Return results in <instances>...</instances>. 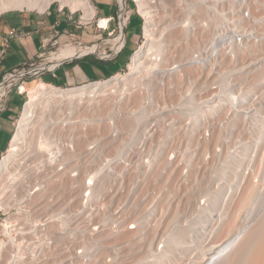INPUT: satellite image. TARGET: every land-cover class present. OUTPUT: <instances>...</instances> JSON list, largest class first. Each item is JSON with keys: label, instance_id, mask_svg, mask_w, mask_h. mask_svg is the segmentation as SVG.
<instances>
[{"label": "rangeland", "instance_id": "obj_1", "mask_svg": "<svg viewBox=\"0 0 264 264\" xmlns=\"http://www.w3.org/2000/svg\"><path fill=\"white\" fill-rule=\"evenodd\" d=\"M208 1H209L208 3L214 5V6L212 5H209V6H211L214 9V11L215 10L217 11V12L215 11L217 15L218 13L222 14V17H221V14L220 16L219 15L217 16L215 13L217 24L216 26L214 25L215 28L213 27L214 28L213 35L211 36V40L215 42L217 45V48H215L214 50V54H213L214 57L211 56L209 58L208 65H202L201 63H197V64L195 63L194 65H192L193 68L195 69V72L198 70L197 71L198 73L197 72L195 73L194 69L190 71L194 72L193 74H197V75L190 74L191 72L188 70L190 73H188L189 75L187 74L188 76L185 74L186 80H184L182 83L183 88L180 87L181 85L179 86L181 88L180 89L181 94L179 93L181 96L178 95L180 98L179 97L176 98V99L179 98V101L177 100L178 101L177 102L176 100L175 101L170 100L172 102L169 104H172V105H168V101H166L165 103L161 102L163 99L162 95L164 93L161 90L162 88H159L160 85L156 84L157 80L154 81L155 79H159V78L161 79L164 75H166V73L165 74L163 73L164 75L162 74L163 76L161 77V74L159 75V73H156L155 68L152 69L153 75L151 74L152 70L148 72L150 74L146 72V69L148 68L147 66L153 61L154 54H153V50L149 47V44H150L149 40L145 37L144 27H145L146 19L144 17V14L139 10L140 6L137 4L136 0H132V15H136L139 18L137 17L134 18L132 22V27L130 28V30L127 31V33L130 34L131 39L137 38L138 45H137V48L134 50V52L140 49V53H141L140 56H142V60H141L142 64L140 65L141 67L140 66L133 67L130 64L131 62L129 59L128 65L117 74L120 77H126V79L128 80L133 79L132 81H136V82L140 81L141 83H144L145 81L144 79L149 78L148 79L149 81L147 80L145 81L146 83L145 86L144 84H142V86L145 87V88L142 87V89L144 88V90L140 88L141 83H136V86L139 85L140 87L133 86L134 83L132 84L131 87H135L136 89L135 93L137 89L140 88L142 91L141 90H138V91L142 95L148 94V96L152 97V100L156 99L157 101L158 98L160 97L162 98V99L160 98L161 101L160 99L157 101L158 103L156 101L155 102L153 101L154 102L153 103L151 100H149L151 101L150 104H153V105L156 104V106L154 105L156 108L149 104V101L146 97L147 95H145V97L148 103H146L147 101L145 102V99L142 100V103L145 106L147 104L146 108H148V105H149V108H151V110L152 109L154 110V108L156 110L158 108L160 112L159 111L158 112L156 111V112L161 113L159 116H161L162 114L165 115V116H162L164 117L162 119L164 122L163 124L164 126L161 125V123H159L162 121V120L160 121L162 117L159 119V116H157L158 118L157 122L159 123L158 125L156 124L157 123L156 120H153L154 122L151 120V122L154 124V127L157 126L156 129H158L161 126V130L163 131L162 128H164L165 126L168 127V125L170 126V124L168 123L171 122L172 124V121L173 123H175L174 125L173 124L171 125L172 128L169 127L170 129H167L165 127L168 130L167 132L165 129V131L167 132V135L164 133V131L162 132L163 135L165 134L167 136L163 138L165 139L164 140L165 142L162 140L164 142L163 143L162 141L159 140V139H162L160 138V135L161 137L163 135L162 133L160 134L157 131H161V130H156L154 127H151L152 129L150 128V126L152 125V123H150L149 125L150 120L148 121V119L150 118V115L152 119L154 118L156 119V117H153V115L150 113L151 112L150 109H149L150 112L149 110L147 111L146 109L147 117L145 119H147L146 122L147 121L148 122L146 123L144 122L145 120L143 121V124H146L148 126L144 127L142 124V121H139L137 119L138 123L140 122L141 124H136L135 122V128H136V125L138 126L136 129H134V126H133V129L135 130L133 131L136 132L139 128V125H141V128H139L140 130H138L134 134L131 128L125 131V132L132 131L130 132L132 136L128 132L131 137L129 135L125 136V134H128V133L124 134L123 130L125 129L122 130V128H120L121 123L119 122H121V119H120L121 116L119 115L120 113L115 110L117 114L114 113L113 115H116L115 117H117L118 115L120 116V117H117L120 119V121L119 119H116V121L118 120V124H120V127L116 123L114 119L115 117L113 115H111L110 117L112 118L113 116L112 119H114L115 121V122L113 121L114 123L111 122L112 120L110 117H107V118L110 120L111 123L109 122V120H107V118H104L103 119L104 122L102 123L100 121L99 124L102 123L100 125H103V126L105 125L104 134L106 133L107 135H103L102 134L103 132H101V129H99L100 131H98V133L99 132L101 133L96 134L98 136L97 137L95 134L94 136L92 135V133L91 134L89 133L90 130H92L93 125L92 126L90 125L88 127V125L91 123L87 122L88 125L86 126L87 124L86 123L83 125L84 127L81 128V129L83 128L90 129V130L87 129L86 131L83 129L84 131L83 130L81 131L85 134L84 136H88V138L84 137V140H83V145H85L86 143L85 145L86 147L85 146L81 147V149L84 147L85 150L84 149L82 150H84L85 152L80 151L79 155L74 154L75 156L69 159V161H67L68 164L67 162L60 164V165H63L64 167L66 163L67 168L69 169L70 172H72L74 171V168L78 165H82L85 168L88 166L86 170L88 169L93 170L98 164V162L96 161L97 157L109 156L113 159L114 162H116L117 159L127 160L128 164L130 165V169H129L130 171H128L127 174H124L122 180H118L112 174H108L104 176L102 186H100L101 188L98 190V192H96V194L90 200L89 207L93 211L91 213L90 212L88 213V219L89 220L93 219L101 212L106 211V213H108L105 215V218H104V220H106L107 219L106 217H108V215H110L112 211L114 210V208L117 206H120L122 211L125 212V214L123 213L122 216L126 218L130 217V219L132 218L136 220L137 216L143 215L142 217L143 219L145 218L144 219L145 221H143L144 223L142 221L140 222L142 226L141 227L142 231L144 233L143 234L144 242L141 240L139 241V239H137L138 241L136 240L137 243L142 244V246L135 252L136 255L150 248V246L147 248L146 245L148 243H146V240L147 242H150L151 239L153 241L151 240L152 243L150 242L151 243L150 252L152 251L151 253L152 254L154 253V255L157 254L156 246L158 245L160 246L161 244L164 245L166 238L171 233L169 231L173 230L175 226L177 227L178 225L187 226L193 223L195 219L197 218V216H198V222H196L195 223L196 225L192 226L193 228L191 227V230H190L191 232L193 229L192 231L193 233L189 232L188 236L186 235L187 237H184V240L183 239L182 241L178 240L179 242L177 241L176 247H175L177 250L175 248L174 249L176 253L178 251V254H179V252H182V248L187 247L188 245H190L191 242L197 241V239H200V238L204 239L203 237L208 233V230H210V227H211L209 226L210 221L212 219H213L212 221L216 220L219 213L221 212V210L223 209L224 205L227 202H231V200H235V195L233 192L235 190L234 187L236 188L240 186L241 178L246 175H249L251 165L253 164L252 160H254V156L257 154L255 152L257 148L256 146L260 143H263L262 140L264 141L263 139L264 138V80L263 82H254L251 80V77H252L251 73L253 71L255 72L256 70H259L260 68L262 69L264 67V39H256V40L254 39L252 41L248 40L239 45H234L230 40V34L232 31H235V30H241L245 32L248 30H253L256 32H261L264 30V8L260 7V9H258V8H255V5H254V2L261 4L262 2L264 3V0H246L244 5H242L239 2V0H208ZM169 2L170 1L166 2V0H153V3L151 4L153 5L152 8L155 9L153 10V13L155 12V14L153 15L154 16V20H153L154 22L153 31L154 32L153 33L155 35L154 40L155 41L161 40V45L164 47L172 46L173 43L169 44L168 42L171 40L169 36L173 35L176 30V27L173 26V24L178 23L180 20H182L181 19L182 17L181 16L179 17V15H182L184 13L177 12V11L179 9L180 10L182 9V11L185 12L186 10H183V9H186L187 4L190 3L189 0H180V2L178 1L177 3H173V4L172 2L171 4ZM61 4L62 3L60 0H55V1L53 0V2L44 11H49V10L53 11V10H57V8H62V12L64 13H68V14L70 12L73 13L74 18L77 21L76 26H86L85 24L88 19L84 17L83 11L81 9L76 8L72 10V7H71L72 4H68V3H64L62 5ZM176 7H178L179 9L178 8L175 9ZM244 8H246L248 11V15H249L248 18L247 17L244 18L242 16V12ZM8 11H17V12L19 11V12L28 13V14L40 13L35 8L34 9L15 8V9L7 10L5 12H8ZM175 12H177V14ZM177 15L180 20L177 18ZM217 18H219V21L217 20ZM79 22L82 23V25H80ZM140 22H141V34H140ZM90 23H92V21H90L89 25L87 26L89 27V30L91 29V32L87 31L86 35L84 36L82 40L83 46H89L93 44L94 42H96L94 38V34H93L94 25H91ZM113 26H114V22L111 23L110 28ZM81 30H83V27L81 28ZM98 34L99 36L103 35V37H105V35H107V32L100 31L98 32ZM66 41L68 40L66 39L63 40V42H66ZM187 41H188V44L190 43L189 45H190V49L192 50V52L201 53V57L203 59L206 58L207 56V54L205 57L202 55L204 50H207L208 54H210L211 50L208 48V46L206 48L200 47V50H201L200 51L198 48L192 47L191 39L188 38ZM71 46H77V45L72 43ZM63 48H65V46L61 47L56 53L58 54V52H60L61 49ZM52 51H55V49L47 48V50L45 51L46 53L45 57H49L50 54L48 53ZM57 59L55 61H59V60L61 61L62 58H57ZM35 61L37 63L39 62L38 59H35ZM225 61L229 63H225ZM230 62H231V65L232 63L235 64V65L233 64L234 68L228 65L230 64ZM240 63H243V65ZM175 64L176 62L174 64H171L170 67H172V65L176 66L178 63L176 65ZM247 65H249L250 67L248 66L249 67L248 68ZM192 66L188 67L187 69L192 68ZM207 73H208V76L206 75ZM249 74L251 75V77ZM190 75H192L191 77H193L194 81L191 80L192 78L190 77ZM41 76L35 79H32V80H28L25 86L27 87L31 86L30 88H33V86L37 85L38 83H44L47 86L50 85L47 82H45L41 78ZM131 76H134V77H131ZM152 77H155V79L154 80L151 79ZM187 77H189V79ZM196 77H199V79ZM166 78L167 77H165L164 79L163 77V79H161V82L162 81L164 82ZM203 78L204 79L206 78L205 80L207 84H204L203 82H201L203 81ZM207 78L210 79L209 82ZM108 79H110V77L104 80H108ZM160 79L158 80L159 82H160ZM197 79L198 81H196ZM104 80H98V81H104ZM93 82L95 81L85 83L83 85H88ZM153 82L154 83L156 82L155 84L159 90L157 89H155L157 91L154 90L155 84H153ZM199 82H201V84ZM202 83L206 86L205 88L207 89H205L204 87H200L201 85L203 86ZM184 84L186 85L185 91H183ZM83 85H75V86H67V87H57L54 85L52 86L56 88L70 90V89L77 88V86H83ZM111 85H113V83H109L108 85H106V88H104V90H107L108 87ZM152 86H154V88ZM146 87L147 88L149 87L150 90L152 89L151 90L152 93H150V95L148 93L150 92L149 89L145 91ZM112 89H114L113 86L111 87V90ZM132 91H134L133 88H132ZM155 92L157 93L156 96L155 94H153ZM182 92L184 93L182 94ZM159 93H161L162 95L160 96ZM22 94L24 95V103H25L28 99V96L26 92ZM158 94L160 97L158 96L157 98ZM164 99L168 100L165 97ZM159 101L161 103H159ZM176 102L177 104H175ZM24 103H23V106H24ZM164 104L167 106H165ZM174 104L175 106H173ZM158 106L162 107V109L165 106V108L164 110H162ZM169 106L170 108H168ZM133 109L134 108L130 110L135 112L134 113V116H135L137 109L135 108L136 111ZM160 109L162 111H167L166 109H168L169 111L170 109V112L175 111L176 114H178L177 112H179L180 115L178 114V116L181 120L179 118L176 119V117H178L177 115L176 117L175 115L173 116L174 112H171L172 115H170L169 117L167 114L168 113L170 114V112H166L167 114H164V112L162 113ZM153 110L152 112L155 111ZM37 111L38 113L36 114L39 119L37 120L36 118L33 119L32 123L34 127L33 126L29 127L30 130L28 129L29 131L27 133V138H26V141H29L28 145H30V147L23 144V145L18 146V150L16 148L13 151H11V140H12L13 135L16 132V129H17L16 127H18L17 125L19 124V120L21 119V115L23 112V107H22L19 113V116L15 120L10 142L8 146L6 147V149L4 150V152L2 153V155L0 156V160H1L2 157L9 155V160L7 162L6 168L0 170V196H4L8 201H9L8 194H10L9 191L13 189L20 191V189L23 188V187L20 188L22 184L23 186L32 187L36 179L49 178L50 176H47V173H49L50 171L58 170L57 167L59 165H56V167H54V170L48 169V165L45 166L44 163H42V166L37 165L40 159L38 158L39 154L38 155L36 154L37 152L36 146L39 144L44 145L46 141V136H49V137L52 136L51 139L53 140L55 138L57 139V137L55 136V132H52L54 130H51L50 127H48L47 129L45 127H44L45 129L43 128V132H44L43 135L38 134L40 130L39 127L43 123L53 120V115H51L52 108H50L49 110L50 113L49 111H46L44 113V116L42 119L40 118L42 117L41 113L43 110H36V112ZM120 112H121V115L122 114L124 116L127 114L129 115V111L127 112L124 109L121 110ZM235 113L238 119V123L240 122V124L238 125H240L241 127L239 128H242V127L244 128V129H240V132H238L240 134H237V133L235 134V130L231 132V130H229L230 128L228 129V126H229L228 123L235 116L234 115ZM129 116L131 118L133 116V112H131ZM137 116L138 115H136V118H138ZM230 116L232 117L231 119L229 118ZM87 118L89 119V117ZM136 118H134V121H137ZM170 118L172 121H170ZM166 119L168 120L167 122H166ZM173 119H176V120H173ZM105 120H106V123H105ZM66 121L67 120L65 119L63 123H66ZM174 121H177V122H174ZM178 121L180 122L181 125L179 124ZM107 123L108 124L110 123V125L108 126H111L112 130L110 128H107L108 127L106 125ZM113 124L115 127V131H113L114 129L112 127ZM146 127H149L153 131L154 134L158 133L157 136L159 137V139H157L156 134H155V137L148 136L150 135V132L152 134V131H150V129L149 128L147 129ZM100 128L103 129V127L101 126ZM119 128L123 131L124 135L122 134V131H120ZM178 128H181V129H178ZM217 128L219 129V131L222 130L223 132L222 133L220 131L222 134V137H224L223 139V141L225 142V145L223 144L224 146H222V143H224L222 140H221L222 143L217 142V144L215 145L213 144L214 141L211 140L213 139V136H212V134L214 133L213 130ZM172 129H174L173 132H172ZM106 131L108 133L109 132L111 133H109L108 135ZM120 133L122 134L123 137L121 136L122 138L121 137L117 138L119 135H121ZM89 135L93 136V138ZM134 135H135V138L131 139L132 137H134ZM104 136H108L107 137L108 139L106 137H105L106 139H104L103 138ZM94 137H97V138L94 139ZM149 138H152L153 141ZM113 139L117 141L118 143L116 142L114 144ZM125 139H127L128 141H125ZM154 139H157L158 141ZM198 139H199V142L200 141L204 142L203 140H205L206 143L209 142L207 143L209 147L204 142L205 146L207 147H205V150L201 148L203 151L201 150L202 152L200 151V154H198L200 148L199 149L197 148L198 147L197 143H199ZM100 140H102L103 142H100ZM118 140L119 141L124 140L123 144L124 142L126 143L123 145L121 144L122 142L121 141L119 142ZM66 143L64 142V144ZM122 145H123V148H121ZM91 146L92 147L94 146L93 149H89L91 148ZM121 149H123V151L122 152L120 151L119 155H117L118 150H121ZM197 149H198V152H197ZM45 151L47 153L51 152V147L49 146L48 148L45 149ZM216 155L217 156L219 155V156L217 157ZM196 157H199L200 160L202 159L201 160L202 162L205 161V165L202 162L200 163V160ZM214 157H216L215 158L216 160L214 159ZM161 158H162V161H164L165 166L163 165V162L162 163L159 162V159ZM188 158L193 159L195 163L194 161H191V159L188 160ZM195 158L198 159V162L201 165H203V167L201 165L200 167L202 168V172L205 173V175L208 174L206 173L208 170L209 172L211 171V173L207 175L211 178V180L207 176L204 177V174L201 172V168L199 171V166L197 167V170L199 174H203V176L201 178V175L199 176L198 174L196 175V173L198 172H196L197 170L195 169L196 163H197ZM188 162H190V165L192 164L193 166L191 165L192 166L191 167ZM158 163L162 165L158 166ZM170 164H172L173 167ZM166 165L169 168L166 167ZM160 166L163 168H161ZM206 167L209 169L207 170ZM164 168L166 170H164ZM192 168L195 170V173H193L194 170ZM203 168H205V170ZM62 169L63 168H60L58 171H61ZM191 170H192V173L195 174L197 177H195L191 173ZM63 173L64 172H61V174ZM81 174H84V170L81 171ZM191 174L196 179L193 178ZM199 177L201 178L200 181L198 179ZM206 177L209 182L207 180L204 181ZM202 179H203L202 183L204 184V186H201V183H197L198 181L201 182ZM63 182L65 183L64 188H66V191L68 192L66 191H65L66 193L63 192L64 195L61 194L58 198L55 199V202L57 201L59 203L64 202V205L70 206L71 208H75L76 204L78 203V193H74L69 189L70 184H73L75 180L67 176L62 181V184ZM204 182H206L207 185ZM199 184L200 186H198ZM49 193L50 191H47L46 193L41 194L42 196H40V193H39V198L40 197L41 199L47 198ZM263 193H264V188L260 191V195L262 194L264 196ZM19 194L22 195L23 192H19ZM260 195L258 197H261ZM187 197H189L190 199V201L188 200L189 203H187V200H186L188 199ZM258 197L256 200H258ZM66 202H69V203H66ZM1 205L4 206L7 204H5V202L3 201L1 202ZM251 209H252V205L249 207V209H247L244 212L248 220H251L252 215H253V211ZM172 212L174 213L173 215H175L176 217L174 218L176 219V221L173 219V221H175L174 222L175 224L172 221H170L171 220L170 218L169 219L167 218V219L173 224L170 223L168 220L166 221L165 219L170 214H172ZM169 217H172V215ZM254 224H255V221L250 222V225L253 226ZM170 225L171 226L173 225V226L171 227ZM203 227H205L206 230ZM108 238H110V236H108ZM186 249L187 248H184L183 250H186ZM174 252L172 256L175 254ZM154 257H156V255ZM174 257H176V254ZM152 259L151 261H154V262L156 261L154 260L155 258H152ZM174 260L175 258L174 259L172 258L170 259V262L168 261V263L173 264L175 262Z\"/></svg>", "mask_w": 264, "mask_h": 264}, {"label": "bare ground", "instance_id": "obj_2", "mask_svg": "<svg viewBox=\"0 0 264 264\" xmlns=\"http://www.w3.org/2000/svg\"><path fill=\"white\" fill-rule=\"evenodd\" d=\"M60 1L62 4H64V3L72 4V6H71L72 10H74L76 8L81 9L83 11L84 17L86 19H88L86 23L93 21L94 18L92 16L95 15L94 14L95 11H94L93 5L91 3V0H60ZM168 1H170L169 2L170 4H171V2H172V4L177 3L178 1L180 2V0H166V2H168ZM189 1H190V3L187 4L186 9H183V10H186L185 12L182 11V9L180 10L178 8L179 6L175 8V9L178 8L180 10V11L178 10L177 12H183L184 14L181 13L183 16L179 15V17L180 16L182 17L181 18L182 20H180L178 18V15H177V18L181 22L179 21L180 23L178 22V23L173 24V26L176 27V30H175V33L173 35L169 36V38L171 40L168 42L169 44L173 43L172 46L171 47H169V46L164 47L161 45V40H156V41L154 40L155 35L153 33L154 32L153 31V29H154L153 28V26H154V24H153L154 23L153 22L154 16L153 15L155 14V12L153 13V10H155V9H153L152 8L153 5H151L153 3V0H136L137 4L140 6L139 10L144 14V17L146 19V23H145V27H144V33H145V37L150 42L149 47L153 50V54H154L153 61L147 66L148 68L146 69V72L148 73L153 68H155L156 73H159V75L161 74V77L166 73V75H164L163 77H164V79H165V77H167V78L164 82L162 81L163 83L161 82V79H163V77L161 79L159 78L160 82L158 81L159 79H155V77H152L151 79H153V80L155 79L154 81L157 80V83L156 82L155 83L160 85L159 88H162L161 90L164 93L163 94L164 96L161 93H159L160 96L162 95L163 99L159 96V94L157 95V98L159 96L162 99V101L160 98H158V100L160 99V101L163 103L168 101V105H172V104H169L172 102L170 100H174V101L178 100L179 101L180 97L178 95L181 94L180 93V89H181L180 87H182L183 81L186 80L185 74L187 75L188 73H190L191 72L190 70L194 69L192 65H194L195 63L196 64L198 63V62H196V60H198V58L193 57L194 53L190 49V45H189L190 43L188 44L187 39L189 38L192 40L191 43H192V47H194V48H198L200 50V47L206 48L208 46V48L211 50L210 54H207L206 58L203 59L201 57V59H199V62H201L202 65H208L209 64V58L212 56V53L214 54L215 48H217L216 43L211 40V36L213 35V29L215 28V26L217 24L216 23L217 22L216 21V15H217L216 12L217 11L215 10L216 11L215 12L214 9L209 5H212V6H214V5L208 3L209 2L208 0H189ZM52 2H53V0H0V14L7 11V10H11V9H15V8H17V9H34L35 8L38 10V12L42 13L44 10H46V8ZM169 3H167V4H169ZM254 5H255V8H258V9H260V7L264 8L263 2L261 4L254 2ZM258 9H256V10H258ZM177 12H175V13L177 14ZM215 13H216V15H215ZM220 14L218 13L219 16H220ZM221 17H222V14H221ZM97 20L99 22V27H96L97 29L102 30L103 32H107V35H113V27L110 28V22H114L113 17L98 18ZM217 20L219 21V18H217ZM79 24H81V23L79 22ZM177 27H178V29H177ZM96 42H100V39L97 40ZM164 48H166V49H164ZM98 51H99L98 44H94L93 46H89V47H85V48H83V47L79 48V47H75V46H71V45H65V48L61 49V51L58 52V54L57 53H49L50 56L47 57L40 66L38 65L39 67L37 69L48 70L50 68H55L57 66V64L60 62L62 63L63 61L69 60L71 58L80 57V56H82L86 53H89V52H94L95 54H101V52L98 53ZM140 55H141L140 49L136 50L131 55V57H130L131 63L130 64L133 67L140 66L142 64L141 63L142 56H140ZM57 58H62V59H61V61L60 60L55 61ZM183 58L185 61L183 60ZM182 61H184V62H182ZM172 62H174V63L176 62V64L177 63L178 64L177 65L175 64L176 66L172 65V67H170L171 64H174ZM222 62H224V61H222ZM225 63H229V62L225 61ZM233 64L234 63H232V65H231V62H230V64H228V65L233 67ZM240 64L243 65V63H240ZM244 65H245V63H244ZM250 65H251V63H250ZM191 66H192V68L187 69L188 67H191ZM248 66L249 65H247V67ZM194 67H196V66H194ZM241 67H243V66H241ZM253 68H254V66H253ZM194 72H195V69H194ZM194 72H191L190 74H193ZM252 73H251L252 77L249 74L252 81L263 82V80H264V67L262 69L260 68L259 70H256L255 72L253 71ZM148 74H150V73H148ZM151 74L153 75V70H152ZM193 75H197V74H193ZM206 75L208 76V73ZM191 76L192 75H190V77ZM131 77H134V76H131ZM187 78L189 79V77H187ZM191 78H192L191 80H193V77H191ZM196 78L199 79V77H196ZM148 79H144V80L149 81ZM198 79L196 81H198ZM205 79L203 78V81H201V82H203L204 84H207ZM132 80L133 79L128 80V79H126V77H120L117 74L115 76H112L108 80L95 81V82L90 83L88 85L77 86V88L70 89V90L56 88L52 85L47 86L44 83H38L37 85L33 86V88H30L28 90H25L24 87L21 86L20 89L27 93L28 99L24 103L21 119L19 120V124L17 125L18 127H16L17 128L16 132L13 135L12 140H11V151H13L16 148L18 150V146L23 145V144L30 147V145H28L29 141H26V138H27V133L30 130L29 127L33 126V123H32L33 119L34 118H36V120L39 119L37 117V114H36V113H38V111L36 112V110H43L41 113L42 117L40 119L43 118L44 113L46 111H49L50 108H52V112H53V114L51 112V115H53V120H50L49 122L43 123L39 127L40 130L38 132L39 135H43V133H44L43 128L45 127L47 129L48 127H50L51 130H54L52 132H55V136L57 137V139L55 137H53V138H55L53 140V139H51L52 136L51 137L46 136L45 144L44 145L39 144L36 146V149H37L36 154L37 155L39 154L38 158L40 159V161L38 163H44L45 166H47V165L53 166L55 164V167H56V165H60V164L64 163L65 160L73 158L75 156L74 154L79 155L80 151L85 152L84 147L82 148L84 150H82L81 147L86 145L85 141H84L85 145H83V140H84V137L88 138V136H84L85 134L83 132H81L84 128L83 129H81V128L84 127L83 125L86 124L87 122L88 123L90 122L91 124L88 125V123H87L86 126L88 125V127H89L90 125L91 126L93 125L92 130L87 128L88 130H90V132H89L90 134L92 133V135H94V134L96 135V134H100L101 132H103L102 133L103 135H107L106 133L104 134V131H105L104 126L105 125L103 126L100 124H102L104 122V120H103L104 118L110 117L114 113L117 114V112H115V110L118 111L120 113V114L119 113L118 114L122 117L121 118L119 115L117 116V117H120V119H121V122H119V123H121V127H120V124H118V120L116 121V119H119V118L115 117L116 115H113L115 117L114 119H115L116 123L119 125V127L122 128V130L125 129V130H123L124 134L128 133L129 131H127V132H125V131L129 130L130 128L133 131L138 126V125H136V128H135V122H136V124H141L140 122L138 123V120L142 121V124H143L144 120H145L144 122H146L147 119H145V118L147 117V111L149 109L151 110V108H149V105H148V108H146L147 104L145 106L142 103V100L145 99V102H146L148 99V101L151 100L152 102L153 101L155 102L156 99L152 100V97L148 96V94H143L144 95L143 96L138 91V90H141L142 87H144L146 85L144 80H143L144 83H141L140 81L136 82V81H132ZM204 80H205V82H204ZM207 80L209 82L210 79L207 78ZM188 81H190V80H188ZM201 82H199V83L201 84ZM109 83H113V85L109 86L107 90H104V88H106V85H108ZM136 83H141V87L139 85H137L141 88V89L140 88L137 89V91L140 94L137 91L135 93V90H136L135 87H131L132 84H133V86H136ZM155 83L153 82V84H155ZM160 83H162V84H160ZM186 83H187V81H186ZM142 84H144V86H142ZM156 84H155V88H154V86H152V87L154 88V90L155 89L159 90L157 88ZM198 84H196V85H198ZM204 84H203V86L201 85L200 87L205 88L206 86ZM112 86L114 87V89L111 90ZM185 86L186 85L184 84L183 91H185ZM130 87H131V89H130ZM132 88L134 89V91H132ZM144 88L142 90H144ZM147 89L150 90L149 87L148 88L146 87L145 91H147ZM205 89H207V88H205ZM151 90H150V92H148L149 95H150V93H152ZM157 90H155V91H157ZM143 93H144V91H143ZM145 93H147V92H145ZM183 93L184 92H182V94ZM153 94H155V96H156L157 93L155 92ZM145 95H147L146 96L147 99H146ZM155 96H154V98H155ZM142 97H144V98H142ZM148 97H150V98H148ZM164 97L168 100H165ZM177 97H179V98L176 99ZM148 101L146 103H148ZM151 101H149V104L151 103ZM160 101H159V103H161ZM177 102L175 104H177ZM175 104L173 106H175ZM150 105L156 106V104H154V105L150 104ZM159 105H161V104H159ZM165 106H167V105H165ZM165 106H164V108H165ZM158 107H160V106H158ZM162 107H163V105H162ZM162 107H160V108L162 109ZM132 108H134L133 110H135V111L137 109L136 115H138L137 116L138 118H136V115L134 116L135 112L130 110ZM155 108H154V110H155ZM164 108L162 110H164ZM168 108H170V106ZM176 108H178V107H176ZM123 109L127 112L129 111V115L131 112H133L134 117L132 116L133 118L132 117L130 118V116L128 114L127 115L129 117L127 115H125V116L123 114L121 115L120 111ZM146 109H147V111H146ZM157 109L155 111L152 109L154 112H152V110L150 112V110H149V112L153 115V117H156V119L155 118L152 119L151 115H150V118L148 117L149 118L148 121L150 120L149 125H150V123H152L151 120L152 121L156 120V122H157V119H158L157 116H159L161 114V113H157L159 111V109L158 110ZM162 110H161V112L162 113L164 112V114H167L166 112H170V109H169V111H168V109H166L167 111H162ZM171 112H174L173 116L175 115V117H176V115L178 116V114L180 115L179 112H177L178 114H176L175 111H171ZM171 112H170V114L169 113L167 114L169 117H170V115H172ZM49 113H50V111H49ZM234 115H235L234 116L235 118L234 117L232 118L231 116L229 117L230 119L232 118L231 121L228 119L230 121L229 123L227 122L229 124L228 129L230 128L229 130H231V132L235 130V134L236 133L240 134L238 132H240V129H244V128L243 127L239 128V127H241L240 125H238V124H240V122L238 123L236 113ZM113 116H112V118H113ZM162 116H165V115L162 114L161 116H159V119ZM173 116H171V117H173ZM87 117H89V119ZM112 118H111V120H112L111 122L114 123L115 121ZM134 118H136V120L137 119L138 120L134 121ZM163 118L164 117H162L160 119V121ZM177 118H179V116L176 117V119ZM65 119L67 121H66V123H63L65 121ZM120 119H119V121H120ZM167 119H166V122L168 121ZM176 119H173V120H176ZM107 120H109V119L107 118ZM100 121L102 123L99 124ZM170 121H172L171 118H170ZM109 122H110V120H109ZM174 122H177V121H174ZM105 123H106V120H105ZM110 123L109 124L107 123L106 125L108 126V125H110ZM159 123H161V125L164 124L163 120ZM159 123L157 122L156 124L158 125ZM168 124H170V126L168 125V127L167 126H165V127L167 129H170V128H172L171 125L172 124L174 125L175 123H173V121H172V124H171V122ZM179 124H180V122H179ZM176 125H178V124H176ZM184 125H182V126H184ZM100 126L103 127L104 130L102 128H100ZM133 126H134V129H133ZM143 126L145 127L148 125L143 124ZM143 126H142V128H143ZM112 127L114 128L113 131H115L114 124ZM151 127H154L153 123L150 126V128ZM165 127L162 129H163L164 133L167 135L168 130ZM107 128H110L112 130L111 126H108ZM139 128H141V125H139ZM139 128H138V130H140ZM146 128L148 129L149 127H146ZM154 128L156 129L157 126ZM87 129H84V130L86 131ZM99 129H101V132L98 133V131H100ZM110 129H108V130H110ZM151 129H150V131H152ZM165 129L167 132L165 131ZM174 129H175V127H174ZM174 129H172V132ZM178 129H181V128H178ZM122 130L120 129V131H122ZM141 130H143V129H141ZM156 130H161V126ZM182 130H183V128H182ZM91 131H93V132H91ZM123 131H122V134H123ZM132 131H130V132H132ZM134 131H133V134L137 132V131L136 132H134ZM163 131L161 130V131H157V132L161 134ZM220 131L222 132V130H220ZM220 131L218 128L213 130V132H214L212 134L213 139H211V140L214 141L213 142L214 145L217 144V142L222 143V141L224 139V137H222V134ZM154 132H156V131H154ZM243 132H241V133H243ZM109 133H111V132H109ZM109 133H108V135H109ZM129 133L125 134V136L129 135ZM122 134L119 135L117 138L121 137ZM153 134L154 133L152 131V134L150 132V135H148V136H154L155 137L156 133L154 135ZM157 134H156V137H157V139H159ZM130 135H131V133H130ZM162 135H163V133H162ZM166 135L164 137L163 136L161 137V135H160V138H162V139H159V140L164 141L165 139H163V138L167 137ZM89 136H91V135H89ZM129 136H127V137H129ZM91 137L93 138V136H91ZM97 137H94V139H96ZM105 137L107 138L108 136H104L103 138L106 139ZM134 138H135V135L131 139H134ZM149 139H151L153 141L152 138H149ZM157 139H154V140H157ZM201 140H203V139H201ZM120 141L122 142L121 144H123L124 140L123 141L120 140ZM125 141H128V140L125 139ZM166 141H167V139H166ZM203 141L205 142V140H203ZM64 142L65 143L67 142V143L64 144ZM100 142H103V141L100 140ZM113 142L115 144L117 141H115L113 139ZM198 142H199V139H198ZM204 142L200 141L199 143H197V145H198L197 148L198 149L200 148L199 152L197 149L198 154H200V151L202 150L201 148H203V150H205V147H207V146H205L206 142L205 143ZM262 142L263 143H260L261 145L258 144L256 146L257 148H256L255 152L257 154L256 155L254 154L256 157L254 156V160H252L253 164L251 165L249 175H246V176L241 178L240 186H238L236 188L233 186L235 189L233 191L234 195H235V200H231V202H227L224 205L221 212L219 213L216 220L212 221L213 220L212 219L210 221L209 226H211V227H210V230H208V233L206 232L207 234L203 237L204 239L200 238V239H197V241L191 242L190 245H188L187 247H183L182 252H179V254H178V251H177V253L175 251L177 241L178 240L182 241V239L184 240V237L188 236V234L191 230V227L195 226L196 225L195 223L198 222V216L193 223H191L187 226L186 225L185 226H181V225L179 226L178 225V227L175 226V228L173 227L174 228L173 230L169 231L171 233L166 238V242H164L165 244L163 245V249L158 254H155L156 257H154L155 256L154 253L150 254V256L152 258H155L154 260H156L155 262L151 261L152 262L151 264H154V263L155 264H170V263H168V261L170 262V259H172V258L173 259L175 258V260H174L175 262L174 263L171 262L173 264H264V196L262 194L260 195V191L264 188V141L262 140ZM107 143H109V142H107ZM125 143L126 142H124V144ZM207 143H209V142H207ZM207 143H206V145H208ZM221 143H220V145H221ZM150 144H152V143H150ZM157 144H158V142H157ZM213 144H212V146H213ZM223 144L225 145V142L222 143V146H224ZM123 145L121 146V148H123ZM220 145H219V147H220ZM49 146L51 147V152L47 153L45 151V149L48 148ZM208 147H209V145H208ZM120 151L122 152L123 149L118 150L117 155H119ZM82 154H84V153H82ZM198 154H197V156H198ZM189 157H191V156H189ZM196 158L199 159V157H196ZM215 158L216 157H214V159ZM189 159H191V158H188V160ZM193 159H194V157H193ZM193 159H191V161H194ZM198 159H196L197 163H196L195 169L197 170V167L199 166V171H200V168H201L200 163L202 162L201 161L202 159L201 160L199 159L200 163L198 162ZM8 160H9V155L2 157V159L0 160V170L6 168ZM224 160H226V159H224ZM159 162H161V163L163 162V165L165 166V163H164V161H162V158L159 159ZM190 162H188L189 165H190ZM38 163H37V165H38ZM194 163H195V161H194ZM202 163L205 165V161ZM87 165H89V164H87ZM159 165H162V164L158 163V166ZM167 165H166V167H168ZM170 165L172 166V164H170ZM40 166H42V164ZM201 166L203 167V165H201ZM86 168H88V166ZM161 168H163V167H161ZM203 169L205 170V168H203ZM208 169L209 168H207V170ZM58 170L53 171V173H55V175H57L59 177H62L64 175V173L61 174V172ZM164 170H166V169L164 168ZM87 171H90V170L88 169ZM189 171H190V169H189ZM196 172H198V170ZM201 172H202V168H201ZM191 173H192V170H191ZM193 173H195V170ZM206 173L209 174V173H211V171L209 172V170H208ZM197 174H198V176L201 175V178H202L203 174H204V177L208 175V174L205 175V173L199 174V172L196 173V175ZM193 175L195 177H197L195 174H193ZM193 175H192V177H193ZM53 176L54 175H51L49 178H47V180H49L51 182ZM195 177H193V178H195ZM207 177H209V176H207ZM207 177L204 179V181L207 180ZM201 178L200 177L198 178L199 181ZM210 180H211V178H210ZM199 181L198 182L196 181V182L201 183V186H204V184L202 183L203 179L201 182H199ZM204 183H206V182H204ZM206 185H207V183H206ZM198 186H200V184ZM39 188H40V191H44V192L48 191V190L49 191L57 190V191H60L62 194H63V192H65L64 183L62 184V181L60 180V178H59V181L54 185L50 184L47 181V186H46V184L45 185H39ZM66 192H68V191H66ZM68 195H69V193H68ZM259 195L261 197H258ZM40 196H42L41 193H40ZM66 197H67V195H66ZM257 197H258V200H256ZM187 198L188 199H186V198L185 199L187 200V203H189L190 199H189V197H187ZM40 199H41V197H40ZM186 200H185V202H186ZM67 201H69V200H67ZM32 203H36V205H38V207L41 206V201L39 200V197H37L36 200H34ZM66 203H69V202H66ZM251 205H252L251 210L253 211V215H252L251 220H248L247 217L245 216L244 212L247 209H249V207ZM0 206H2L1 201H0ZM42 206H44V205H42ZM173 212L170 215L168 214L169 216L172 215V217H169V216L166 217L165 218L166 221L169 218L171 219L170 221H172L173 223L176 221V219H174L176 217H175V215H173L174 214ZM142 216L141 215L137 216L136 221H138V222L139 221H142V222L145 221L144 220L145 218L143 219ZM173 219L175 221H173ZM252 221L253 222L255 221V224L253 226L250 225V222H252ZM256 221H257V223H256ZM172 222H170V223H172ZM203 228L206 230L205 227H203ZM192 231H193V229H192ZM142 236L143 235H138L137 237L141 239ZM124 237L129 238L130 233L125 234ZM143 240H144V238H143ZM143 240H141V241H143ZM151 240H150V242H151ZM150 242H149V245L151 248L152 242L151 243ZM146 243H148L147 240H146ZM146 246L148 248V244ZM150 248H148L149 251L151 250ZM184 248H187V249L183 250ZM173 252L176 254V257H174L175 254L172 256ZM177 254H178V256H177Z\"/></svg>", "mask_w": 264, "mask_h": 264}, {"label": "built area", "instance_id": "obj_3", "mask_svg": "<svg viewBox=\"0 0 264 264\" xmlns=\"http://www.w3.org/2000/svg\"><path fill=\"white\" fill-rule=\"evenodd\" d=\"M239 2L244 5L246 0H239ZM114 4L116 10L112 16L114 18L113 35H105V37L102 35L100 42L89 45L98 44V53L101 52V54L89 52L82 56L93 55L100 60L109 61L124 48L125 30L132 17V0H114ZM57 10L62 11V8ZM242 16L248 18L246 8L243 9ZM92 17L94 27H99L98 20ZM16 35L15 30L11 29L2 38L1 55L10 39ZM62 36H66L68 41L61 43L59 39ZM254 39H264V30L261 32L235 30L230 34V40L234 45ZM72 43L79 48L89 47L83 46L82 40L74 33L64 30L42 40L40 51L36 56L38 63L32 60L7 70L0 79V112L5 108L8 97L14 90L20 94L24 93L25 91L20 88L25 81L40 77L48 71L37 69L47 58L45 57L47 48L55 49L49 53H56L61 47ZM206 54L208 51L204 50L202 55L205 57ZM193 57L198 58L196 62L201 63L199 62L201 53L194 52ZM67 161L69 159L65 162ZM96 161L98 164L93 170L87 171L84 166L78 165L72 172L67 168V162L64 167L63 165L57 167L63 168L60 171L64 172L63 177L50 171L47 176L54 175L51 182L47 178H42L36 179L32 187L22 184L20 188H23H19L20 191L15 189L9 191V201L4 196H0L1 202L5 201L7 204L0 206V264H151L150 254L152 253L149 249L137 255L135 253L142 246L137 243V239L143 240V236L141 239L137 237L144 234L141 222L122 216L125 212L120 206L115 207L106 220H104L105 215L108 214L106 211L93 219H88V213L93 211L89 207L90 200L98 192L104 176L112 174L118 180H122L124 174L130 171L127 160L117 159L114 162L107 156L97 157ZM40 164L42 163H38L39 166ZM54 167L55 164L48 166V169L54 170ZM82 170L84 174H81ZM67 176L75 180L69 186L72 192L78 193V203L75 208L64 205V202H55V199L62 194L57 190L50 191L47 198H39L40 207L32 203L39 197V193L47 192L40 191L39 185L47 186V181L54 185L59 178L63 181ZM127 233H130L129 238L124 237ZM162 249V244L156 246L157 254Z\"/></svg>", "mask_w": 264, "mask_h": 264}, {"label": "crops", "instance_id": "obj_4", "mask_svg": "<svg viewBox=\"0 0 264 264\" xmlns=\"http://www.w3.org/2000/svg\"><path fill=\"white\" fill-rule=\"evenodd\" d=\"M95 11V18H110L115 14L114 0H91ZM136 15H132L127 28L126 43L124 48L113 60L103 61L93 55L80 56L58 63L53 69L42 74L41 78L50 85L67 87L83 85L92 81L104 80L117 75L127 65L130 56L137 48V38L131 39L127 33L132 27ZM139 18V17H137ZM110 22V26H111ZM91 25H94V19ZM77 21L71 13L62 11H44L42 13L28 14L17 11H8L0 14V51L2 49V38L11 29L15 30L16 36L11 38L4 53L0 54V79L9 69L24 62L36 59L40 51L41 42L44 38H50L64 30L74 33L83 40L89 30V23L86 26H76ZM82 25V23L80 24ZM79 27V28H78ZM83 27V30L81 28ZM80 29V30H79ZM102 30L94 27L93 34L95 41L100 39L98 32ZM141 34V22H140ZM140 37V36H139ZM68 40L66 36L60 37V42ZM93 40V39H92ZM67 42V41H66ZM52 69V70H51ZM25 90L30 87L25 86ZM24 103V95L14 90L8 97L5 108L0 112V156L8 146L14 128L16 118L19 116Z\"/></svg>", "mask_w": 264, "mask_h": 264}]
</instances>
